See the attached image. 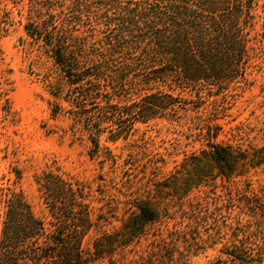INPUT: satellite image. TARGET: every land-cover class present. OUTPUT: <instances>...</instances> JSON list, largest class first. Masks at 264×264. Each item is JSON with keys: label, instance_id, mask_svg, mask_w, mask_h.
<instances>
[{"label": "rangeland", "instance_id": "obj_1", "mask_svg": "<svg viewBox=\"0 0 264 264\" xmlns=\"http://www.w3.org/2000/svg\"><path fill=\"white\" fill-rule=\"evenodd\" d=\"M30 4L0 0V227L6 189L20 191L48 220L38 180L52 171L89 191L94 225L83 240L86 264H237L226 254L235 245L250 257L264 255V163L253 158L264 146V0L261 45L243 80L225 88L165 87L181 101L175 114L134 121L116 140L107 138L115 124L98 123L97 146L88 118L78 116L101 113L80 92L73 100L43 43L27 35ZM210 143L236 157L231 176L218 174ZM138 203L157 217L134 236L127 224Z\"/></svg>", "mask_w": 264, "mask_h": 264}, {"label": "trees", "instance_id": "obj_2", "mask_svg": "<svg viewBox=\"0 0 264 264\" xmlns=\"http://www.w3.org/2000/svg\"><path fill=\"white\" fill-rule=\"evenodd\" d=\"M29 14L34 16L24 25L27 35L43 43L73 100L80 92L95 101L101 115L91 119L86 110L78 119L88 118L85 128L96 146L98 123L115 124L107 138L116 140L134 121L175 114L181 101L165 87L225 88L243 80L261 45L258 0H31ZM132 95L136 99L128 104L113 103ZM209 147L218 174L231 176L236 157L226 146ZM253 158L264 163V146ZM38 182L47 221L20 191H1L0 264H86L83 240L94 225L87 186L52 171ZM136 206L127 224L134 236L157 217L147 203ZM93 248L98 254L99 238ZM226 254L237 264L264 260L243 254L238 245Z\"/></svg>", "mask_w": 264, "mask_h": 264}]
</instances>
